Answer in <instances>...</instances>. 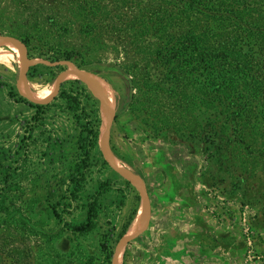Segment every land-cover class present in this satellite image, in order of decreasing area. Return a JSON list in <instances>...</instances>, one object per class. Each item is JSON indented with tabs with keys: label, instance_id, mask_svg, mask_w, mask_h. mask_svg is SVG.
<instances>
[{
	"label": "rangeland",
	"instance_id": "obj_1",
	"mask_svg": "<svg viewBox=\"0 0 264 264\" xmlns=\"http://www.w3.org/2000/svg\"><path fill=\"white\" fill-rule=\"evenodd\" d=\"M149 2L97 1L103 26L109 16L131 21ZM68 10L67 0H0V35L24 41L31 59H64L53 46L78 37L51 43L46 34L20 35H37ZM116 28L102 34L101 49L71 60L107 85L111 148L142 178L151 203L148 229L120 264H264L262 106L232 121V109H221L195 73L170 76L180 61L153 60L163 37L128 23ZM93 38L84 41L95 45ZM0 50L10 54L0 61V264H110L115 244L139 220L140 198L101 155L98 102L71 77L54 91L65 67L45 65L27 69L21 92L49 89L41 99L48 101H29L17 89L18 53ZM88 215L94 228L76 232Z\"/></svg>",
	"mask_w": 264,
	"mask_h": 264
},
{
	"label": "trees",
	"instance_id": "obj_2",
	"mask_svg": "<svg viewBox=\"0 0 264 264\" xmlns=\"http://www.w3.org/2000/svg\"><path fill=\"white\" fill-rule=\"evenodd\" d=\"M67 1L68 17L57 15L49 19L47 29L35 30L37 35L23 32L20 36L30 41L46 34L52 43L74 35L79 41L72 46L53 47L64 59H81L103 47L102 34L133 24L149 29L156 38L163 37L165 43L152 52L153 60L159 58L164 65L180 61L183 67L170 69V76L195 73L201 78L200 88L216 96L221 109H232V121H241L245 110L253 106L264 110V0H150L137 16H130L131 21L121 24L119 16H109L104 26L107 14L98 0ZM93 37L97 38L95 45L84 41ZM89 135L96 145L97 132L89 131ZM133 217L131 214L122 234ZM93 228L92 216L88 215L87 222L74 230L86 234Z\"/></svg>",
	"mask_w": 264,
	"mask_h": 264
},
{
	"label": "water",
	"instance_id": "obj_3",
	"mask_svg": "<svg viewBox=\"0 0 264 264\" xmlns=\"http://www.w3.org/2000/svg\"><path fill=\"white\" fill-rule=\"evenodd\" d=\"M2 47H12L18 53V56L23 65V70L20 75V81L17 84V89L18 92L23 97H27L29 101L36 104H44L48 101V99H32L31 97H28L26 94L21 92V86L24 83L25 73L27 69L30 67H35L37 65H45L49 67H65V70L59 75L54 85V91L59 88L60 84L66 78L71 77L73 80L81 83L89 91L91 96L98 102L100 110L99 145L101 155L111 171L121 179H123L125 182L133 186L140 198L138 226L132 232L128 231L120 237V239L115 244L114 250L111 255L110 264H120V260L122 258L125 247L130 243L136 241L148 229L151 220V203L146 185L142 178L128 170L117 158L111 148L110 133L115 119V107L108 96L107 89L91 78L93 74L79 67L73 60H48L29 58L26 44L21 39L15 36L0 35V48Z\"/></svg>",
	"mask_w": 264,
	"mask_h": 264
},
{
	"label": "bare ground",
	"instance_id": "obj_4",
	"mask_svg": "<svg viewBox=\"0 0 264 264\" xmlns=\"http://www.w3.org/2000/svg\"><path fill=\"white\" fill-rule=\"evenodd\" d=\"M13 53H14V55L17 56V54L15 52H13ZM8 54L9 53L6 50H0V61H4V60L8 59ZM17 58L19 60L18 56H17ZM91 78L93 80H95L96 82H98L100 85L104 86L107 89L108 96L110 97V92H109V89H108L107 85L103 81H101L100 79L94 77V75H92ZM24 90H25L24 94H26L28 97H31L32 99H37V100H41V99L47 98L49 96V94H50V90L49 89L41 91V92H33L28 87H25ZM138 222H139V220L137 219L136 223L133 225V229H130L129 232H132L138 226V224H139Z\"/></svg>",
	"mask_w": 264,
	"mask_h": 264
}]
</instances>
